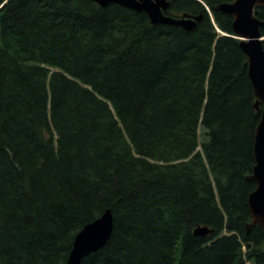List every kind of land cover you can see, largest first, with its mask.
<instances>
[{
	"label": "trees",
	"instance_id": "1",
	"mask_svg": "<svg viewBox=\"0 0 264 264\" xmlns=\"http://www.w3.org/2000/svg\"><path fill=\"white\" fill-rule=\"evenodd\" d=\"M168 1L203 13L194 31L92 0H0V264H67L107 210L112 236L81 264H264L248 230L261 110L216 9L233 0Z\"/></svg>",
	"mask_w": 264,
	"mask_h": 264
},
{
	"label": "water",
	"instance_id": "2",
	"mask_svg": "<svg viewBox=\"0 0 264 264\" xmlns=\"http://www.w3.org/2000/svg\"><path fill=\"white\" fill-rule=\"evenodd\" d=\"M101 7L117 4L122 7L144 12L153 25H169L181 27L188 32L194 31L197 23L203 18L183 14L181 18L165 15L170 8L168 0H92ZM258 8H264V0H233L216 7L217 10L233 19L234 38L239 39V45L248 61V76L251 81L256 109H261V119L256 128L254 139L255 165L248 179L256 182V189L249 195L248 204L252 225H259L264 231V37L261 29L264 21L257 17ZM113 232V216L107 210L100 218L86 225L75 237L73 248L67 264H81L84 258L103 249L109 242ZM213 233L209 227H198L194 234L197 237H207Z\"/></svg>",
	"mask_w": 264,
	"mask_h": 264
},
{
	"label": "rangeland",
	"instance_id": "3",
	"mask_svg": "<svg viewBox=\"0 0 264 264\" xmlns=\"http://www.w3.org/2000/svg\"><path fill=\"white\" fill-rule=\"evenodd\" d=\"M211 15H212V13H211ZM217 31H218L219 35H227V33L222 32L220 29H218Z\"/></svg>",
	"mask_w": 264,
	"mask_h": 264
}]
</instances>
